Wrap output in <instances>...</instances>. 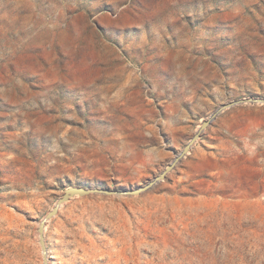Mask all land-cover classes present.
<instances>
[{
  "label": "rangeland",
  "instance_id": "rangeland-1",
  "mask_svg": "<svg viewBox=\"0 0 264 264\" xmlns=\"http://www.w3.org/2000/svg\"><path fill=\"white\" fill-rule=\"evenodd\" d=\"M264 97V0H0V264H42L70 186L135 188L217 107ZM48 264H264V104L220 112L137 196L47 221Z\"/></svg>",
  "mask_w": 264,
  "mask_h": 264
},
{
  "label": "water",
  "instance_id": "water-1",
  "mask_svg": "<svg viewBox=\"0 0 264 264\" xmlns=\"http://www.w3.org/2000/svg\"><path fill=\"white\" fill-rule=\"evenodd\" d=\"M244 103L250 104H264V97H242L238 99L231 100L226 102L219 107H217L206 119L202 120L194 132V134L189 138V140L184 144L182 149L177 152L174 158L168 163L165 168L151 180L145 183L142 186L135 188H109V187H83V186H70L64 189L62 194L57 198L56 202L52 208L39 220L37 226L38 234V244L40 246L41 255H42V264H48V254L44 237V228L48 220L54 217L60 206L69 201L70 199L76 196H88L93 194H102V195H117V196H137L143 192L148 191L154 186L157 182L163 180L166 177V174L170 172L176 164L188 153L192 145L198 140L201 136L202 131L211 123V121L223 110Z\"/></svg>",
  "mask_w": 264,
  "mask_h": 264
}]
</instances>
